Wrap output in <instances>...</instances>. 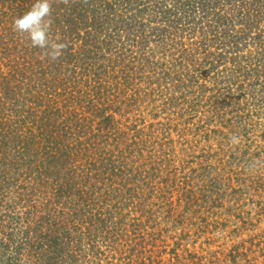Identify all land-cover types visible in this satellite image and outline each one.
Returning a JSON list of instances; mask_svg holds the SVG:
<instances>
[{"label":"trees","instance_id":"1","mask_svg":"<svg viewBox=\"0 0 264 264\" xmlns=\"http://www.w3.org/2000/svg\"><path fill=\"white\" fill-rule=\"evenodd\" d=\"M163 64L186 91L216 74L223 93L201 90L203 105L264 103V0H0V264H84L72 252L86 227L41 210L81 200L93 166L125 180L128 145L116 141L136 134L126 131L132 114L159 92L142 80ZM74 151L81 165L68 161Z\"/></svg>","mask_w":264,"mask_h":264},{"label":"rangeland","instance_id":"2","mask_svg":"<svg viewBox=\"0 0 264 264\" xmlns=\"http://www.w3.org/2000/svg\"><path fill=\"white\" fill-rule=\"evenodd\" d=\"M169 65L142 80L143 89L159 92L132 114L136 120L126 131L138 135L116 141L128 145L125 180L93 166L83 172L81 200L77 193L62 196L41 213L56 210L61 224L86 227L80 251L72 252L79 263L149 264L176 255L177 264H264V103L239 97L223 106L213 99L203 105L196 101L201 90L205 98L223 93L216 74L186 91L177 71H165ZM76 153L68 161L81 165ZM58 176L67 181L64 170ZM133 241L146 251L131 247Z\"/></svg>","mask_w":264,"mask_h":264}]
</instances>
